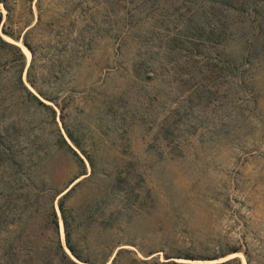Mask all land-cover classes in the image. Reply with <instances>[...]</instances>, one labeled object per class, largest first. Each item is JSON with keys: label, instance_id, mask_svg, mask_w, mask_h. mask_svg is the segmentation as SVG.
Segmentation results:
<instances>
[{"label": "rangeland", "instance_id": "374dc122", "mask_svg": "<svg viewBox=\"0 0 264 264\" xmlns=\"http://www.w3.org/2000/svg\"><path fill=\"white\" fill-rule=\"evenodd\" d=\"M0 38V264H264V0H0Z\"/></svg>", "mask_w": 264, "mask_h": 264}, {"label": "trees", "instance_id": "16d2710c", "mask_svg": "<svg viewBox=\"0 0 264 264\" xmlns=\"http://www.w3.org/2000/svg\"><path fill=\"white\" fill-rule=\"evenodd\" d=\"M0 40L2 41V42H4L1 38H0ZM5 43V42H4ZM9 45V44H8ZM27 46H28V44H27ZM29 47V46H28ZM30 48V47H29ZM17 49V56H18V68L16 69V77H14V79H16V82H17V84H18V86L22 89V90H24V91H26V93H28V94H30L34 99H36L39 103H42L34 94H32L28 89H27V87L25 86V84H24V80H23V71H24V67H25V62H24V56H23V53L21 52V50H19V48H16ZM29 69H31V65H30V68ZM31 76H30V72H28L27 73V78H28V81H29V83L31 84V85H33L36 89H37V91L40 93V94H42L43 95V91L41 90V88H39L38 86H36V84H35V81L34 80H32L31 78H30ZM69 137L71 138V140L72 141H74L73 140V138H72V136L69 134ZM65 142V141H64ZM66 145L68 146V148H70V150L72 151V153L74 154V155H76L77 156V153L66 143Z\"/></svg>", "mask_w": 264, "mask_h": 264}]
</instances>
